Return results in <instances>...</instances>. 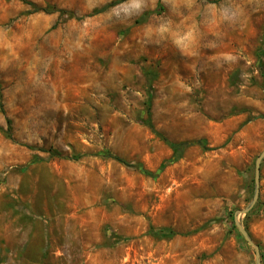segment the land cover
<instances>
[{
	"label": "rangeland",
	"instance_id": "1",
	"mask_svg": "<svg viewBox=\"0 0 264 264\" xmlns=\"http://www.w3.org/2000/svg\"><path fill=\"white\" fill-rule=\"evenodd\" d=\"M28 1L69 13L0 0V264H256L232 218L264 150V0ZM149 123L213 150L158 178L103 157L156 172ZM258 202L240 219L264 264V161Z\"/></svg>",
	"mask_w": 264,
	"mask_h": 264
},
{
	"label": "trees",
	"instance_id": "2",
	"mask_svg": "<svg viewBox=\"0 0 264 264\" xmlns=\"http://www.w3.org/2000/svg\"><path fill=\"white\" fill-rule=\"evenodd\" d=\"M20 1H22L23 3L29 5L32 8L31 13H39V12H43L45 14L60 13L61 15L69 13V12H66L65 10H57L56 8H53L50 5L46 6V7H39L35 3L30 2L28 0H20ZM122 1H126V0H122ZM122 1H120V2H122ZM106 8H108V7H105L104 9H106ZM163 9H164L163 6L161 4H159V6L157 7L156 10L145 13L142 16L140 21L141 22H146L152 15L161 13L163 11ZM70 15L72 17L73 14H70ZM258 57H259V69L264 74V54H263L262 50L260 52H258ZM149 76L152 77L151 79H149V84L151 85L152 84V80L156 77V75L155 74H149ZM2 101H3V94H2L1 87H0V103H1V106H2ZM260 117L264 118L263 116H260ZM8 125H9L8 129L5 130V131L3 130V131H4L5 135H6V137L12 139V122L10 120L8 121ZM149 126L154 131V127H153V125L151 123H149ZM155 133L157 135H159V137L164 142H166V144L169 146V148L172 151V157L170 159L166 160L156 172H151L149 170H146L142 164L137 163V162H128L127 160H124V159H122V158H120L119 156H116V155L109 154V155H106V156H103V157L112 158L115 161L121 163L122 165H124L126 167H131V168H135V169L139 170L144 175L150 176L152 178H158L159 175L164 171V169L167 166H169V165H171L173 163H176L180 159H182L184 154H185V152L189 148L194 147V146H199L205 151L213 150L212 148L208 147L206 140H203V139L194 140V141H182V142H178V143H173V142H170L169 140H167L161 134H159L157 132H155ZM53 153H54L53 156L56 155L58 157H61V154L59 152H53ZM36 159H37V161H38V159H39V161L41 160V158H39V157H36ZM258 204H259V202H258ZM232 223H233V227L237 230V228H236V226L234 224V218H232ZM149 233L152 236L156 237V238L172 237L173 235L176 234L171 228H159V229L151 228ZM238 234L240 236H242L239 233V231H238Z\"/></svg>",
	"mask_w": 264,
	"mask_h": 264
},
{
	"label": "water",
	"instance_id": "3",
	"mask_svg": "<svg viewBox=\"0 0 264 264\" xmlns=\"http://www.w3.org/2000/svg\"><path fill=\"white\" fill-rule=\"evenodd\" d=\"M264 161V150L260 153V155L256 158L255 161V177H254V183H255V189H254V196L247 208L244 210L238 211L234 215V224L242 237L246 240L249 246H251L255 250V258H256V264H262V255L260 247L250 236L249 232L243 225L240 216H246L248 213H250L255 206L257 205L259 199H260V193H261V167L262 163Z\"/></svg>",
	"mask_w": 264,
	"mask_h": 264
}]
</instances>
